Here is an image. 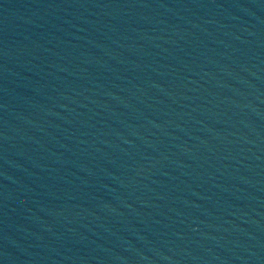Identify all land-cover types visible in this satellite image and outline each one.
Returning a JSON list of instances; mask_svg holds the SVG:
<instances>
[{"label": "water", "instance_id": "obj_1", "mask_svg": "<svg viewBox=\"0 0 264 264\" xmlns=\"http://www.w3.org/2000/svg\"><path fill=\"white\" fill-rule=\"evenodd\" d=\"M0 264H264V0H0Z\"/></svg>", "mask_w": 264, "mask_h": 264}]
</instances>
